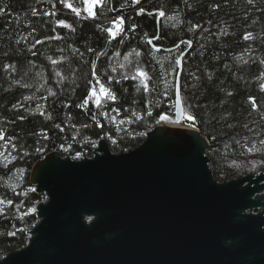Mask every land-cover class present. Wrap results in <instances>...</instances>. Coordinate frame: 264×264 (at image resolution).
<instances>
[{
	"label": "trees",
	"instance_id": "16d2710c",
	"mask_svg": "<svg viewBox=\"0 0 264 264\" xmlns=\"http://www.w3.org/2000/svg\"><path fill=\"white\" fill-rule=\"evenodd\" d=\"M89 1L0 0V260L38 222L35 162L91 158L102 138L139 146L175 118L186 51L183 122L208 140L214 179L264 170V0Z\"/></svg>",
	"mask_w": 264,
	"mask_h": 264
},
{
	"label": "water",
	"instance_id": "95a60500",
	"mask_svg": "<svg viewBox=\"0 0 264 264\" xmlns=\"http://www.w3.org/2000/svg\"><path fill=\"white\" fill-rule=\"evenodd\" d=\"M186 53L175 118L139 146L114 154L100 139L91 158L52 151L35 162L38 222L0 264H264V171L214 179L208 140L180 126Z\"/></svg>",
	"mask_w": 264,
	"mask_h": 264
},
{
	"label": "rangeland",
	"instance_id": "374dc122",
	"mask_svg": "<svg viewBox=\"0 0 264 264\" xmlns=\"http://www.w3.org/2000/svg\"><path fill=\"white\" fill-rule=\"evenodd\" d=\"M97 3V0H90L89 1V3H88V9H91L95 4ZM91 14L93 13V8L91 9ZM114 32V31H113ZM113 34H115V33H113ZM101 91V90H100ZM93 93H95V92H91V94H90V97L91 98H94L95 99V102L96 103H98L99 102V99H100V96L103 94V93H101L100 92V94L98 93H95V94H93ZM180 126H182V127H190L189 125H187V124H185L184 122L183 123H181V125ZM264 171V170H263ZM260 172H262V171H260ZM260 172H257V173H248V174H258V173H260ZM248 174H246V175H248ZM246 175H244V176H246ZM243 177V176H242ZM239 178H241V177H239ZM44 202V201H43Z\"/></svg>",
	"mask_w": 264,
	"mask_h": 264
},
{
	"label": "snow or ice",
	"instance_id": "6c2138e0",
	"mask_svg": "<svg viewBox=\"0 0 264 264\" xmlns=\"http://www.w3.org/2000/svg\"><path fill=\"white\" fill-rule=\"evenodd\" d=\"M97 2H99V0H97ZM73 11H75V9H73ZM89 11H91V9H89ZM160 15H163V13H160ZM141 75H143V74L141 73ZM103 92H104V89L101 88V93H103ZM93 94H95V93H93Z\"/></svg>",
	"mask_w": 264,
	"mask_h": 264
},
{
	"label": "flooded vegetation",
	"instance_id": "af4514ba",
	"mask_svg": "<svg viewBox=\"0 0 264 264\" xmlns=\"http://www.w3.org/2000/svg\"><path fill=\"white\" fill-rule=\"evenodd\" d=\"M258 211H259L258 209H257V210H254V211H253V214H257Z\"/></svg>",
	"mask_w": 264,
	"mask_h": 264
},
{
	"label": "bare ground",
	"instance_id": "6f19581e",
	"mask_svg": "<svg viewBox=\"0 0 264 264\" xmlns=\"http://www.w3.org/2000/svg\"><path fill=\"white\" fill-rule=\"evenodd\" d=\"M139 13H141V14H142V13H143V11H141V12H139ZM139 13H138V14H139ZM141 14H139V15H141ZM146 133H147V132H146ZM102 139H103V138H102Z\"/></svg>",
	"mask_w": 264,
	"mask_h": 264
}]
</instances>
